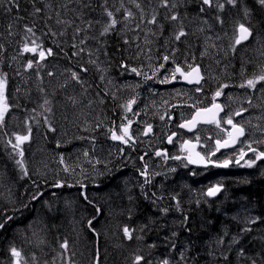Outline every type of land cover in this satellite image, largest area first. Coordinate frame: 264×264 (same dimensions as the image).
Instances as JSON below:
<instances>
[{"label":"trees","instance_id":"trees-1","mask_svg":"<svg viewBox=\"0 0 264 264\" xmlns=\"http://www.w3.org/2000/svg\"><path fill=\"white\" fill-rule=\"evenodd\" d=\"M130 1L132 8L148 6L145 15L124 20L116 0H0V76L7 78L10 105L0 126V264L17 259L19 264H136L138 256L140 264H264V161L217 182L224 193L211 200L204 191L212 180L198 171L182 168L160 181H144L143 153L134 149L125 155L109 135L125 118L128 103L122 100L129 90L123 82L133 79L131 69L139 66L133 61V35L173 26L174 33L183 29L192 40L202 37L205 25L224 34V27L235 32L244 23L252 29V42H264V5L168 0L164 7L163 0ZM106 9L120 22L101 35L109 22ZM174 14L178 20H171ZM153 15L155 24L148 22ZM33 40L53 55L40 60L24 52ZM192 44L197 50L199 43ZM96 50L102 55L98 63L120 83L101 77L100 65L90 60ZM245 58L243 75L263 73L262 65L251 63L256 58ZM29 127L21 157L8 142L15 144V136L27 135ZM64 153L85 171L78 174L79 166L75 175L65 174L59 168Z\"/></svg>","mask_w":264,"mask_h":264},{"label":"rangeland","instance_id":"rangeland-1","mask_svg":"<svg viewBox=\"0 0 264 264\" xmlns=\"http://www.w3.org/2000/svg\"><path fill=\"white\" fill-rule=\"evenodd\" d=\"M121 0H116V7L119 8L121 4H123L122 11L124 12V16L126 15V10H130L135 16L136 13L141 14L144 13L141 10L147 12L144 7L140 5V8L133 7L130 0H124L119 4ZM136 10V12H135ZM145 15V13H144ZM145 25L144 21L141 24L140 29L143 28ZM216 25V24H215ZM172 26V25H171ZM217 26V25H216ZM238 28V27H237ZM173 31H175L174 27L172 26ZM159 32L152 34L148 31L143 30L142 35H138L137 33L133 35L134 39L136 40L135 47L140 49L141 51H147L148 57L145 59L140 58L139 66L137 69V73H135V77L129 81H124L125 89H128V96L123 98L122 101L128 103L126 105L125 112L128 116L125 118L124 122L125 125L128 124V121H131L130 129L134 128V117L136 116V109L137 108H147L146 106H153L157 112V116H160L159 121H155L154 124L158 128L157 134L160 138L165 137V134L171 130L169 136L173 133L178 132V123L176 121L172 122L171 120L167 119L165 112L171 113L175 119L184 120L185 115L188 113H195L197 108H208L212 105L214 101H218L220 99H225L228 104L231 106H237L241 109H246L248 112V117H246V125L249 126L250 133L249 137L246 142L253 143L256 147L264 148V81H261L256 85L255 89L245 87H240L241 84H245L248 79H253V76H246L243 75L246 72L243 68L246 65V56L251 54L256 56L258 60H253L251 63H255V65H262L264 67V42L256 39L253 42L241 46V49H238V45L234 44V39L237 34V29L234 32L233 29H226L224 27L222 33L213 32L209 25H205L200 27V39L202 41L199 43L198 49H194L198 51V55L193 51V53L183 54L185 50H188L192 45L191 40L188 38L187 35L181 37L180 40H176L175 36L178 32L174 33L170 28H162L159 27ZM203 30V31H202ZM217 31V30H214ZM169 32V33H168ZM196 32V31H195ZM166 33L168 35L164 36L163 44L161 45V49H156V53L162 56L161 64L164 65L166 68V72L162 74V68L160 65H156L157 59H155L154 54L152 51H155L157 48V42L151 43V38L157 35L163 36ZM159 36V39L161 37ZM34 45H31L32 47ZM153 46V47H152ZM39 50L35 53V55L39 56ZM175 54L178 59H175ZM179 54V55H178ZM34 55V56H35ZM167 55L169 56V61L165 62L163 57ZM181 55V57H180ZM136 59H133L135 61ZM242 62L240 68H237V62ZM137 63V62H136ZM101 69V77L103 79L112 81V80H119L118 77H113L110 75L108 68L104 64H100ZM176 65H180L184 70L189 71L188 65L200 66L203 69V72L206 76V84L202 89V93H198L195 88H191L188 86H184L181 83H176L171 80V73L172 70L175 68ZM259 67V66H258ZM261 68V67H260ZM236 71V72H235ZM254 69H252V72ZM264 74V70L262 71ZM259 73V75H261ZM257 75V76H259ZM168 78L170 82L162 83L161 81L165 78ZM234 78H239L242 80L241 84L237 87L236 90L233 88H225L224 85H221L222 80H232ZM152 79L153 83H149V80ZM148 81V82H147ZM176 81L181 82V79L178 78ZM120 83V80L118 81ZM223 82V81H222ZM220 84V85H219ZM148 87L147 90L143 91V87ZM218 90H222V95L220 97H216L214 99L215 93ZM125 91V90H123ZM134 100L135 103L131 104V111L128 110L129 102ZM251 101V103H249ZM146 105H145V104ZM216 103V102H215ZM195 105V107H193ZM136 121L138 122V117L136 116ZM203 128V127H202ZM198 132V131H197ZM196 132V133H197ZM133 133V132H131ZM195 133V135H196ZM134 134H132L133 136ZM194 135V134H193ZM200 137L199 140H202L206 145L209 136L212 137H222L224 133L218 129H202L198 135ZM141 142L145 139L143 135H139L137 138ZM134 144H138L135 139L133 140ZM132 141V142H133ZM179 140L176 141V143ZM208 145L212 146L209 142ZM95 155L91 157H87L86 159H93ZM98 157V155L96 154ZM86 160L84 159V162ZM153 163V161H152ZM156 166H153L151 170L155 175L154 180H159V176L161 173V169L168 173H171L173 168L175 169H182L186 168V166H182L180 164L174 163H163L161 161H156ZM258 164V163H257ZM91 165H94V162L91 160ZM79 166H81L82 170L78 171ZM255 165L251 166L254 167ZM248 165L245 168H251ZM59 168L65 174L71 173L73 175L76 174L74 171H78L79 173H83L85 171L84 166L82 163H76L74 159L70 158V156H66L65 153L60 159ZM188 169V168H187ZM174 172V170H173ZM158 173V175L156 174ZM165 190L170 189L169 187L165 186ZM211 188V187H209Z\"/></svg>","mask_w":264,"mask_h":264},{"label":"snow or ice","instance_id":"snow-or-ice-1","mask_svg":"<svg viewBox=\"0 0 264 264\" xmlns=\"http://www.w3.org/2000/svg\"><path fill=\"white\" fill-rule=\"evenodd\" d=\"M134 2H135V0H133V3ZM9 3L15 4L16 0H9ZM105 3H107V0H105ZM227 3L235 6L236 0H227ZM259 3L261 5H264V0H259ZM202 4L207 5L209 7H212L213 0H202ZM16 6L18 7V4ZM162 6L167 7L168 6V0H163ZM121 7H123V4H121ZM136 7L140 8V5L136 4ZM217 7L222 10L224 8V5L219 4V5H217ZM8 11H11V9H8ZM40 11H41V9H39V8L36 9V12H40ZM116 11H119V9H116ZM141 11H143V10H141ZM245 14L247 15V11L245 12ZM106 15L109 18V22L104 27L101 35L107 34L110 30L114 29L115 26L120 22L115 18L113 11H109L106 9ZM132 16H133V13L130 10H126V15L124 16V20H128ZM178 19H179L178 15L174 14L171 16V20H178ZM148 22L155 24L157 22L156 16L153 15L151 20H149ZM220 22L222 23V21H220ZM137 27H139V25H137ZM26 31H27V33L34 35L33 29L31 27H28L26 29ZM185 35H186V33L183 31V29H181L178 32V34H176L175 39L180 40L181 37H183ZM252 35H253V32H252L251 27L246 26L244 23H240L238 25V28H237V34H236L235 39H234V44L240 45L242 42L247 41L250 37H252ZM32 44L34 46L30 47L28 43H25L24 47H23V51L36 53L37 50L41 48L40 45L36 44L35 40L32 41ZM81 51H82V49H81ZM38 54H39L40 60H43L46 58V54L49 56L53 55V50L51 48H48L46 50H39ZM163 60L165 62L169 61V56L165 55L163 57ZM27 67L28 68L33 67L32 61L28 62ZM160 67L163 68L164 65L161 64ZM188 68H189V71L186 72V71H184V69L180 65H176L175 68L172 70L171 80H175L177 78V74H179V76L182 77L188 83L200 84L201 80L203 79V76L201 75L199 66L197 65V66L193 67L192 65H188ZM84 71H87V69H84ZM131 71L139 74L137 72V69H135V68H132ZM49 75H51V73H49ZM72 78L79 81L78 73L73 72ZM261 81H264V74H261L255 78H253V79H248L246 82V85L241 84L240 87L247 86L248 88L255 89L256 85L258 83H260ZM161 82L167 83L170 81L166 77ZM6 86H7L6 76H0V126H2L4 124L6 114L10 110V105L8 104L7 96H6ZM223 87H228V85H224ZM195 90L198 92L202 91V89L199 87L196 88ZM221 95H222V90L216 91L214 99L216 97H220ZM47 103H48V101H45V104H47ZM134 103H135L134 100L129 102V105H128L129 111H131V104H134ZM249 103H251V101H249ZM193 107H195V105H193ZM48 110L50 111V109H48ZM223 110H224L223 106L220 104H217V103H213L212 106L208 107V108H197L195 113L192 115V117L188 121H186L185 123L180 124L179 126L181 128H187L189 131H193L201 123L214 124L217 128H221V118L219 117V113L222 112ZM243 111H246V109H241L240 111L235 112L234 115L239 116L242 114ZM131 123H132L131 121H128L127 125L122 124L120 126V134H117V132L115 130H111V139L118 140L124 144H128L129 141L132 139V136H131L130 130H129ZM223 123L231 125V130L229 131L226 128L221 129L222 131L227 133V138L224 140L217 139L215 141V151L210 152L209 155H215L216 152L222 148H228V147L234 146L240 140V138L245 135V128L238 123H234L231 116H227V118L223 120ZM151 131H152L151 126H148L147 132H145V135ZM30 135H31V128L29 127L27 135H16L15 136V140H16L15 144H13L11 140L8 142L9 144L12 145L13 149H19V155L21 157L24 155L23 148L21 147V145L30 139ZM199 139H200V137L197 136L196 141L199 142ZM168 142L169 143L172 142V136L168 137ZM181 147H182V149H184L185 151H187L189 153V156L187 157L189 163H193V164L215 163L213 161H210L208 159V156L201 155V153H199V152H195V148L197 147V144H193L191 141H185L184 144L181 145ZM249 149L252 152L257 151L256 149H252L250 145H249ZM156 155L157 156H161V155L166 156L167 154L158 151L156 153ZM243 156H244V153L242 152L240 159H243ZM172 158L173 159H180L179 156L172 157ZM141 159H143V157H141ZM256 159H264V152H259L258 155L256 156ZM97 162H99V161H97ZM239 162H240L239 160L236 161L237 164H239ZM17 163L22 165V161H20V160H18ZM231 163H232L231 160H225V161H223L222 164H217V166L227 167ZM254 164H255V160H249L247 162V165L249 167L253 166ZM25 174H27L26 170H25ZM141 175L147 176V172L146 171L141 172ZM56 186L60 187L62 185L57 183ZM220 190H221V187L219 185L214 186L208 190L207 195L214 196ZM165 211H167V210H165ZM258 219L259 218L253 219L251 221V223H256ZM89 225L91 226V221L89 222ZM3 227H4V224L0 223V228H3ZM245 231H250V229H245ZM124 232L128 236V238L131 239V233L129 232V229L127 227L124 228ZM61 247L66 250L68 248L67 242L65 241L61 245ZM11 252H12V255L14 257H17V258H19L21 255V253L19 251H17V249H15V248H12ZM141 260H143V257H139V256L136 257V264H140ZM17 264H19V259H17ZM163 264H169V262L167 260H165V261H163ZM253 264H255L254 261H253Z\"/></svg>","mask_w":264,"mask_h":264},{"label":"flooded vegetation","instance_id":"flooded-vegetation-1","mask_svg":"<svg viewBox=\"0 0 264 264\" xmlns=\"http://www.w3.org/2000/svg\"><path fill=\"white\" fill-rule=\"evenodd\" d=\"M173 82L179 83V81L177 82L176 79L173 80ZM180 84V83H179ZM198 93H202L198 92ZM215 102H219L223 105L224 107V113L223 116L221 118V128H217L216 126H211V127H203L201 129H199V131L196 133V135H190L182 130H180V124H182L185 121H188L192 115L191 113H188L187 115H185L184 120L181 119H175V117L173 115H170L171 113L169 112H165L164 115L166 114L167 119L171 120L172 122L176 121L178 123V132H176L177 137L174 140V142H172L171 145H168L167 140H168V136L171 133V130H169V132L167 134H165V137L160 138V136L158 137L157 131L158 128L155 126L154 122L157 120L159 121L160 116H157V112L155 110V108H153V106H146L147 108H137L136 109V113L135 115L139 118L138 122L136 121V116L133 118L136 121V124H134V128L135 131L133 133L130 132L131 136L132 134H134L132 136V139L129 141L128 144H121V147L125 150V151H134V149H139L143 155L145 156L144 159H141V166L145 168V170L147 171L151 169V167L156 166L157 160L161 161L163 163H174V164H180L182 166H186L190 169L191 172L193 171H198L200 173H203L206 176H215L219 173H224V172H234L235 169L237 168H244L247 165V162L249 160H255V164L261 162V159H256V156L258 155L259 152H264V148L262 147H256V145H254L253 143L250 142H246L248 137H249V133H250V129L249 126L246 125V117H248V112L247 111H243L241 115L236 116L234 115L235 112L240 111L241 108L237 107V106H231L230 104H228L226 102L225 99H220L218 101H214ZM212 103V104H213ZM146 105V104H145ZM227 116H231L234 123H238L240 125H242L245 128V131L247 132L246 134V138L244 141H242L239 146L231 151H217L215 155H209L210 152L215 151V141L217 139L220 140H224L227 138V133L222 131V128H226L229 131L231 130V125L225 124L223 123V120L227 118ZM245 118V119H244ZM123 124V122H122ZM122 124H119L118 126H116V132L117 134H120V126ZM148 126H151L152 131L148 132L145 135V132H147V128ZM202 129H218L221 132L224 133V136L222 137H212L209 136L208 141L206 143V145L204 144V142L202 140H199V142L196 141V137L198 135V133L202 130ZM139 135H143V138L145 139V141L143 140L142 142L140 140H138L137 138H139ZM138 143V144H134V140ZM179 140L177 143L176 141ZM133 141V142H132ZM185 141H191L193 143L198 144V151L205 156H208V159L210 161H213L215 163H223V161L225 160H231L232 163H235L237 160H241L240 156L241 153H244L243 156V163L239 166L236 167L233 166L229 169H218V168H208V169H199V168H194L191 167V165L189 164V161L187 159V157L189 156V153L187 151H185L184 149H182L181 145L184 144ZM211 143L212 146L208 145V143ZM249 145L251 146L252 149H256V152H252L249 149ZM162 152V153H166L167 155H161V156H157L156 153L157 152ZM179 156L180 159H173L172 157H176ZM153 161V163H152ZM146 166V167H145ZM212 184H216L219 185L217 182H212Z\"/></svg>","mask_w":264,"mask_h":264},{"label":"bare ground","instance_id":"bare-ground-1","mask_svg":"<svg viewBox=\"0 0 264 264\" xmlns=\"http://www.w3.org/2000/svg\"><path fill=\"white\" fill-rule=\"evenodd\" d=\"M171 10H173V9H171ZM169 33V32H168ZM166 35H168V34H166V33H164L163 34V36H160V35H157V36H154V37H152L151 38V43L152 42H157V48H155V47H153L154 49H155V51H152V53L154 54V56H155V59H157V62H156V65H160L161 64V62H162V56L161 55H159L158 53H156V49H158V50H160L162 47H161V45L163 44V39H164V36H166ZM159 36L161 37V39H159ZM202 41V39H200V38H196V39H192L191 40V42L193 43H200ZM131 45V44H130ZM134 49L135 50H133V57H134V59H136L135 60V62H137V64H139V62H140V58L141 59H145L146 57H148L149 55H148V53H147V51H145V52H143V51H141L140 49H137L136 47H134ZM193 51L196 53V55H198V51H196V50H194L193 49V47H190L188 50H185L184 51V53L183 54H185V56H186V54H188L189 52L190 53H193ZM179 55V54H178ZM101 56L102 55H99V52L96 50V51H94V52H92L91 54H90V60L94 63V64H97V65H99V63L98 62H100V60H102V58H101ZM248 56H252V57H254V58H256L257 60H258V58L256 57V56H253V55H251V54H248ZM175 57H176V54H175ZM180 57H181V55H180ZM141 63V62H140ZM162 74H164L165 72H166V68L165 67H163L162 68ZM178 77H179V75L177 74V78L176 79H178ZM148 82V81H147ZM206 82H207V80L206 81H202V83H201V86H200V88L202 87V86H204L205 84H206ZM241 82H242V80H240V79H232V80H228V79H226L225 81H223V82H221V85L220 86H222V85H228V87H225V88H233L234 90H236L237 89V87L241 84ZM149 83L151 84V83H153V84H155L154 82H153V80L152 79H150L149 80ZM196 88H198V87H196ZM195 88V89H196ZM200 92V91H199ZM152 168V167H151ZM173 170H174V172H173ZM173 170L171 171V173H168V172H166V171H163V169H161L160 171H161V173H160V176H159V179L160 180H162V179H164L165 177H167V176H174L175 174H178V173H181V171H182V169H175V168H173ZM144 171H146L145 170V168H144ZM143 171V172H144ZM147 176H142V178H144L143 180L144 181H159V180H154L155 179V175H154V173H152L153 171L150 169V170H148L147 169ZM157 175H158V173H156ZM228 175H230V172H224V173H219V174H217V175H215V176H207V177H210L209 178V180H212V182L214 181V182H222V179L223 178H225V177H227ZM179 176H181V175H179ZM214 180H213V179ZM145 186H150V185H148V184H146L145 183ZM211 186V185H210ZM205 189V188H204ZM204 189L201 191V194H202V197H204V195H203V191H204ZM210 188H207V189H205V191H204V194L206 195V197L207 198H209V199H211V200H215V199H217V198H219L223 193H224V189L222 190V192L220 193V194H218L215 198H210L208 195H207V190H209Z\"/></svg>","mask_w":264,"mask_h":264},{"label":"water","instance_id":"water-1","mask_svg":"<svg viewBox=\"0 0 264 264\" xmlns=\"http://www.w3.org/2000/svg\"><path fill=\"white\" fill-rule=\"evenodd\" d=\"M252 36H253V35H252ZM251 40H252V37H250L247 41L242 42L240 45L248 44ZM200 72H201V75H202V71H201V69H200ZM202 76H203V75H202ZM203 80H204V77H203V79L201 80L200 84H195V83H188L187 81H185V80L183 79V82H182V83L185 84V85H187V86H190V87H200V86H201V83H202ZM223 112H224V110H223L222 112L219 113V117H220V118H221V116L223 115ZM211 125H214V124H205V123H201V124H199V125L193 130V131H189L187 128H181V129L184 130L185 132L189 133V134H194V133L199 129V127H201V126H211ZM176 137H177L176 135H173V136H172V142L175 140ZM244 138H245V135H244L243 137H241L240 140H239L234 146H231V147H228V148H222V149H220V151H230V150L235 149V148L238 146L239 142H240L241 140H243ZM172 142H171V143H172ZM171 143L168 142V145H171ZM193 144H195V143H193ZM197 147H198V145H197ZM197 147L195 148V152H199L198 149H197ZM242 162H243V160H240L239 164L236 163V166H239ZM190 165H192L193 167L201 168V169H207V168H209V167H215V168H228V167L232 166V163L229 164L227 167H220V166H217V163H208V164H204V163L193 164V163H190ZM221 192H222V188H221V190H220L216 195H214V196H209V195H208V196H209L210 198H215V197H216L218 194H220Z\"/></svg>","mask_w":264,"mask_h":264}]
</instances>
